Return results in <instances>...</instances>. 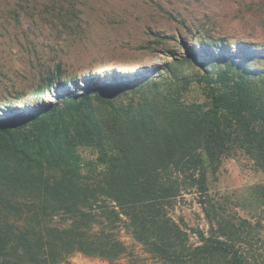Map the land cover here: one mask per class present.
<instances>
[{
  "label": "trees",
  "instance_id": "trees-1",
  "mask_svg": "<svg viewBox=\"0 0 264 264\" xmlns=\"http://www.w3.org/2000/svg\"><path fill=\"white\" fill-rule=\"evenodd\" d=\"M241 45L175 55L140 81L63 77L75 87L66 92L49 73L34 97L53 103L0 109V264H73L75 252L113 263L127 254L121 233L159 264H264V221L231 213L208 189L240 151L258 176L249 202L264 207V50ZM186 195L208 225L194 242L172 214Z\"/></svg>",
  "mask_w": 264,
  "mask_h": 264
},
{
  "label": "rangeland",
  "instance_id": "rangeland-1",
  "mask_svg": "<svg viewBox=\"0 0 264 264\" xmlns=\"http://www.w3.org/2000/svg\"><path fill=\"white\" fill-rule=\"evenodd\" d=\"M250 42L264 50V0H0V109L27 112L53 103V94L34 97L49 73L60 77L53 90L61 92L75 89L63 77H77L78 86L115 75L140 81L173 64L175 55L204 53L209 43L235 52ZM189 96L200 98L199 89ZM83 153L92 156L89 149ZM257 180L251 160L237 151L209 175V195L231 213L263 222L264 207L249 202L246 191ZM172 214L186 224L192 242L193 230L208 229L196 196L179 198ZM121 234L127 245L121 259L107 263L75 252L70 260L159 264Z\"/></svg>",
  "mask_w": 264,
  "mask_h": 264
}]
</instances>
